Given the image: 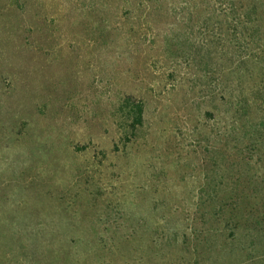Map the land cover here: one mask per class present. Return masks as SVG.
<instances>
[{
    "label": "rangeland",
    "instance_id": "rangeland-1",
    "mask_svg": "<svg viewBox=\"0 0 264 264\" xmlns=\"http://www.w3.org/2000/svg\"><path fill=\"white\" fill-rule=\"evenodd\" d=\"M0 264H264V0H0Z\"/></svg>",
    "mask_w": 264,
    "mask_h": 264
},
{
    "label": "trees",
    "instance_id": "trees-1",
    "mask_svg": "<svg viewBox=\"0 0 264 264\" xmlns=\"http://www.w3.org/2000/svg\"><path fill=\"white\" fill-rule=\"evenodd\" d=\"M140 111H141V109H140Z\"/></svg>",
    "mask_w": 264,
    "mask_h": 264
}]
</instances>
